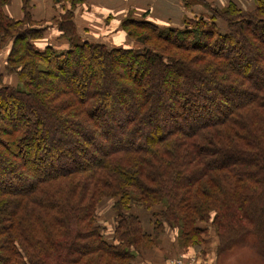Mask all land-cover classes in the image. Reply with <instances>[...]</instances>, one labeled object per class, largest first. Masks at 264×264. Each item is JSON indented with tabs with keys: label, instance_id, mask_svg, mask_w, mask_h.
<instances>
[{
	"label": "trees",
	"instance_id": "1",
	"mask_svg": "<svg viewBox=\"0 0 264 264\" xmlns=\"http://www.w3.org/2000/svg\"><path fill=\"white\" fill-rule=\"evenodd\" d=\"M11 1L0 264H130L165 222L194 246L213 230L218 257L251 236L264 260V0H182L215 13L181 25L124 19L136 47L86 36L73 10L36 21L32 0L14 19ZM49 27L63 48L35 45ZM107 196H119L111 235L95 220Z\"/></svg>",
	"mask_w": 264,
	"mask_h": 264
},
{
	"label": "crops",
	"instance_id": "2",
	"mask_svg": "<svg viewBox=\"0 0 264 264\" xmlns=\"http://www.w3.org/2000/svg\"><path fill=\"white\" fill-rule=\"evenodd\" d=\"M210 4L224 7L231 0H206ZM240 4L250 6L249 0H234ZM31 14L36 21H47L62 11L64 4L56 0H32ZM208 10L201 4L192 5L190 9L184 7L182 0H85L76 12L75 24L86 36L102 39L110 45H127L136 47L127 34L116 27L121 20L131 15L135 19L145 18L158 25H181L182 22L196 15L207 13ZM6 14L14 19H21L24 15L22 10V0H12V4L7 7ZM106 19V21H105ZM116 31V32H115ZM60 32L56 27H49L44 32L41 39L35 45L42 49L49 43L63 48L66 44L58 41ZM11 47L0 50V75L3 74L7 57ZM7 82L15 79L6 76ZM144 224L148 228V217H144ZM112 229L108 228L110 231ZM164 251V249H162ZM161 264V263H158ZM163 264V263H162Z\"/></svg>",
	"mask_w": 264,
	"mask_h": 264
},
{
	"label": "rangeland",
	"instance_id": "3",
	"mask_svg": "<svg viewBox=\"0 0 264 264\" xmlns=\"http://www.w3.org/2000/svg\"><path fill=\"white\" fill-rule=\"evenodd\" d=\"M59 2L64 4L62 7V11L65 13L69 10H73V18H75L76 12L79 10L80 6L84 4L85 0H59ZM11 4L12 1L8 5L3 7L5 13L7 11V7ZM211 5L212 7L215 6V4ZM32 6L33 5L31 1L28 8L32 9ZM207 9V13H215L213 9ZM60 14L62 15V12ZM130 17L133 18L131 15L125 16L116 28L118 30L122 29L124 31L122 22L124 19L126 20ZM31 22L34 21L31 19ZM29 27L30 26L28 25V23L25 22V28ZM129 29L133 30L132 28ZM129 39L132 43H136L137 46H140L134 38L129 37ZM11 45V41L5 42L0 50H6V48H10ZM125 47L128 46L125 45ZM118 199L119 196H107L99 202L96 209L95 219L97 223L101 222L111 228L112 224H114V222L116 221L117 209L115 208V206L118 202ZM154 206L165 208L166 204L158 203ZM145 209L146 208L142 205L136 206L130 204L127 210L141 211ZM212 218L213 216L211 217V220L209 222H203L202 224H212ZM144 228H147V224L146 226L144 225ZM156 230L157 231L153 235V239H151L152 243L146 242L144 248L140 249L139 251L134 248L136 252L134 256L135 258L130 262V264H179L178 261L183 256L187 257V259L190 261H194L195 264H264V260L259 256L256 248L253 247L254 239L251 236L248 239L244 240L242 243L235 245L233 248H229V250H226L223 254H220V257H218V243L215 240V237L217 236L216 234H212L213 230L210 232H203V237L209 235V237L207 236L206 239H210L205 243L198 244L197 246H194L193 243L185 244L181 238V229L170 222L163 223ZM113 232L114 231L111 229L110 231H107V234L111 235ZM213 233L215 232L213 231ZM131 249H133V247H131ZM162 249H164V251H162Z\"/></svg>",
	"mask_w": 264,
	"mask_h": 264
},
{
	"label": "built area",
	"instance_id": "4",
	"mask_svg": "<svg viewBox=\"0 0 264 264\" xmlns=\"http://www.w3.org/2000/svg\"><path fill=\"white\" fill-rule=\"evenodd\" d=\"M179 264H195L194 261H190L187 259V257H182L179 261H178Z\"/></svg>",
	"mask_w": 264,
	"mask_h": 264
}]
</instances>
